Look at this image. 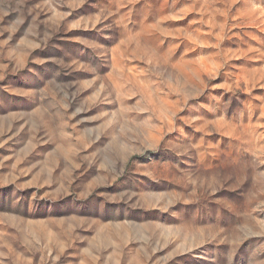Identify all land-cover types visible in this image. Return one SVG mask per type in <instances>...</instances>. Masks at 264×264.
<instances>
[{
	"label": "rangeland",
	"instance_id": "rangeland-1",
	"mask_svg": "<svg viewBox=\"0 0 264 264\" xmlns=\"http://www.w3.org/2000/svg\"><path fill=\"white\" fill-rule=\"evenodd\" d=\"M0 264H264V0H0Z\"/></svg>",
	"mask_w": 264,
	"mask_h": 264
}]
</instances>
